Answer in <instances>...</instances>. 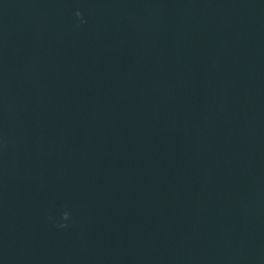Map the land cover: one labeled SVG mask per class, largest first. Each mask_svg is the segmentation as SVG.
Listing matches in <instances>:
<instances>
[{
  "label": "water",
  "instance_id": "water-1",
  "mask_svg": "<svg viewBox=\"0 0 264 264\" xmlns=\"http://www.w3.org/2000/svg\"><path fill=\"white\" fill-rule=\"evenodd\" d=\"M0 264H264V0H0Z\"/></svg>",
  "mask_w": 264,
  "mask_h": 264
},
{
  "label": "clouds",
  "instance_id": "clouds-1",
  "mask_svg": "<svg viewBox=\"0 0 264 264\" xmlns=\"http://www.w3.org/2000/svg\"><path fill=\"white\" fill-rule=\"evenodd\" d=\"M77 15H79V13H77ZM64 215H65V217H66V216H67V213H65Z\"/></svg>",
  "mask_w": 264,
  "mask_h": 264
}]
</instances>
